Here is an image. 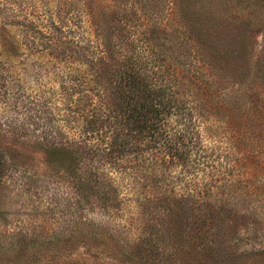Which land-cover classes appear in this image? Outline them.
I'll return each instance as SVG.
<instances>
[{"label": "rangeland", "instance_id": "rangeland-1", "mask_svg": "<svg viewBox=\"0 0 264 264\" xmlns=\"http://www.w3.org/2000/svg\"><path fill=\"white\" fill-rule=\"evenodd\" d=\"M153 1L0 0V151L7 162L0 177V264H113L114 257L116 264H264V122L247 112L264 113V0H203L215 13L252 20V49L260 64L242 78L235 74L237 60H218L219 71L229 69L233 79L213 90L214 106H205V92L198 101L203 104L196 103L204 116L196 111L193 134L205 147L197 179L177 178L176 170L165 182L154 180L158 192L167 187L176 199L184 192L199 195L194 202L162 199L154 205L145 199L137 171L120 170L102 153L108 128L89 139L96 155L70 163L51 160L39 146L43 134L35 127L48 114L38 103L45 97L52 106L51 98L60 99L62 71L94 79L74 56L76 41L96 46L118 18L127 20L133 5ZM157 1L161 20L173 3ZM75 83L72 98L96 107L88 97L95 100L100 85ZM60 122L79 142L90 138L77 125ZM75 163L84 174L97 170V188L78 185L80 171L70 168Z\"/></svg>", "mask_w": 264, "mask_h": 264}, {"label": "trees", "instance_id": "trees-1", "mask_svg": "<svg viewBox=\"0 0 264 264\" xmlns=\"http://www.w3.org/2000/svg\"><path fill=\"white\" fill-rule=\"evenodd\" d=\"M171 2L161 20V14L157 13L162 10L158 1L145 2L140 8L133 5L124 23L118 18L107 38L98 37L96 46L91 43L83 46L77 40L78 48L72 49L74 56L88 67L94 79L86 80L73 69L62 71L60 99L51 98V106L50 99L46 101L42 97L38 106L48 115L35 127L42 130L43 135L39 137L42 151L61 164L70 163L77 156L81 159L86 153L96 155L98 148L90 145L89 139L95 132L108 128L102 135H109L110 141L103 146L102 153L120 170L137 171L141 182L137 188L142 187L146 191L144 198L149 201L152 198L154 205H160L162 199L165 203L181 199L194 202L197 199L194 197H199L184 192L180 194L182 198L176 199L173 194L177 193L167 191V187L158 192L154 180L161 178L165 182L176 170L179 171L177 178L181 175L187 181L197 179L205 147L193 134L195 113L201 107L196 103L201 100L200 92H205L210 97L205 106H214L213 90L221 84H230L233 79L229 69L219 71L218 60H237L235 74L242 78L260 64L259 59H254L251 19L235 17L230 11L215 13L203 0ZM213 3L216 5L215 0ZM111 17H117V13ZM162 22L181 23V28L172 30L174 24ZM168 30L172 31L168 33ZM57 31L65 36L62 26ZM233 40L239 43V46L235 44L236 51L232 50ZM219 74L229 76L221 83ZM80 79L79 85H100L95 100L88 97L89 102H97L92 105L96 107L89 108L91 104L87 100L80 105L72 98L75 81ZM102 85L107 86L105 91ZM89 111L95 113L89 114ZM247 112L253 121L264 122V113L261 115L254 108ZM61 116L64 117L61 119ZM198 116H204L200 110ZM60 120L70 128L71 124L77 125L75 128L90 138L79 142L66 135L60 128ZM25 129L30 131L29 127ZM4 158L0 151V177L6 174ZM70 168L80 171L75 175L78 185L97 188L100 183L97 170L84 174L77 163ZM114 258L113 264H116L118 259Z\"/></svg>", "mask_w": 264, "mask_h": 264}]
</instances>
